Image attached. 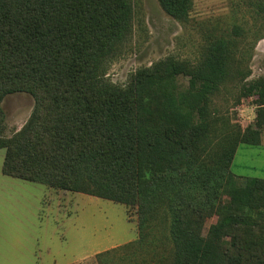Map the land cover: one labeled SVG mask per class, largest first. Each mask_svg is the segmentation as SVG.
I'll return each mask as SVG.
<instances>
[{
    "label": "trees",
    "instance_id": "obj_1",
    "mask_svg": "<svg viewBox=\"0 0 264 264\" xmlns=\"http://www.w3.org/2000/svg\"><path fill=\"white\" fill-rule=\"evenodd\" d=\"M159 2L189 20L192 0ZM130 11L119 0H0V125L7 94L35 97L23 128L0 137L2 173L136 207L137 239L96 253L97 264H187L216 235L228 240L205 264H264V178L237 183L230 170L239 143H260L264 77L246 84L238 40L220 35L194 64L169 56L131 86H106L95 72ZM227 83L238 101L257 97V129L219 115L213 96Z\"/></svg>",
    "mask_w": 264,
    "mask_h": 264
},
{
    "label": "rangeland",
    "instance_id": "obj_2",
    "mask_svg": "<svg viewBox=\"0 0 264 264\" xmlns=\"http://www.w3.org/2000/svg\"><path fill=\"white\" fill-rule=\"evenodd\" d=\"M119 1L131 11L125 37L111 47L95 72L106 86H131L138 69L169 56L194 64L207 52L209 40L220 35L238 40L235 50L248 72L246 84L264 77V11L256 5L259 0H192L185 22L167 14L159 0ZM234 27L240 29L239 34ZM177 81L187 86L188 77L180 74ZM237 93L234 84L227 83L213 96L219 115L242 129H257L253 125L257 97L238 101ZM1 107L4 123L0 126L4 128L0 137L9 139L31 118L35 97L26 91L13 92L3 98ZM36 113L40 115L38 109ZM259 132L258 145L238 144L230 165L237 183L244 177L264 178V127ZM4 152L0 148V264H97L96 252L137 239L136 207L3 174ZM215 220V216L206 219L205 233ZM227 240L214 236L211 250L188 257L187 264H205L211 252L221 251ZM83 255L87 258L82 259Z\"/></svg>",
    "mask_w": 264,
    "mask_h": 264
},
{
    "label": "crops",
    "instance_id": "obj_3",
    "mask_svg": "<svg viewBox=\"0 0 264 264\" xmlns=\"http://www.w3.org/2000/svg\"><path fill=\"white\" fill-rule=\"evenodd\" d=\"M112 248V247H111ZM107 249H109V248H107ZM96 253H98V252H96ZM82 257V259H85V258H87V256L86 255H83V256H81ZM81 259V260H82ZM74 264V263H73Z\"/></svg>",
    "mask_w": 264,
    "mask_h": 264
}]
</instances>
